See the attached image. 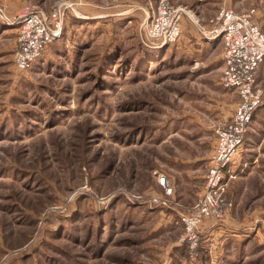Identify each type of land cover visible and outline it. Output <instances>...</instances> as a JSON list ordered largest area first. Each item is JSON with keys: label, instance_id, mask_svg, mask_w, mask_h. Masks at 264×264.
Wrapping results in <instances>:
<instances>
[{"label": "rangeland", "instance_id": "obj_1", "mask_svg": "<svg viewBox=\"0 0 264 264\" xmlns=\"http://www.w3.org/2000/svg\"><path fill=\"white\" fill-rule=\"evenodd\" d=\"M57 1L27 2L15 14L0 6L12 20L25 7L49 13ZM69 1L79 5L67 10L60 37L25 71L14 66L18 24L0 20L16 28L9 60L0 63V264L243 262V247L236 244L224 260L218 253L225 246L211 249L207 235L211 220L216 233L230 236L259 223L246 209L245 222L229 218L234 179L225 194L231 209L222 220L202 221L196 245L179 219L204 188L216 124L238 102L219 83L221 38L204 37L201 27L222 7L237 10V2L203 0L204 16L198 0H172L183 7L179 39L148 48L139 30L157 0L148 16L136 7L126 29L118 19L124 16L90 18L84 2ZM158 171L173 186L169 199L182 207L148 199L162 193Z\"/></svg>", "mask_w": 264, "mask_h": 264}, {"label": "built area", "instance_id": "obj_2", "mask_svg": "<svg viewBox=\"0 0 264 264\" xmlns=\"http://www.w3.org/2000/svg\"><path fill=\"white\" fill-rule=\"evenodd\" d=\"M76 5L79 3L60 0L49 13L25 7L12 20L0 6V20L18 24L17 44L13 52L17 70L30 69L52 41L60 37L67 10H75ZM253 13V9L237 13L231 7H222L209 19L208 27H201L204 37H220L222 40L223 70L219 83L226 90L235 92L238 102L230 118L216 124L215 143L205 174L204 188L196 202L184 208L179 216L186 239L192 245H196L198 239L195 229L204 219L222 220L231 209L232 203L225 194L229 183L236 177L233 164L248 134L253 113L263 103V90L255 84V78L264 59V28L253 20ZM182 14L183 7L174 6L172 0H157L149 21L140 27L141 42L148 48L175 43L180 35ZM156 181L162 193L148 197L151 203L182 207L169 199L173 194V186L164 172H156ZM132 197L142 198L141 195Z\"/></svg>", "mask_w": 264, "mask_h": 264}, {"label": "crops", "instance_id": "obj_3", "mask_svg": "<svg viewBox=\"0 0 264 264\" xmlns=\"http://www.w3.org/2000/svg\"><path fill=\"white\" fill-rule=\"evenodd\" d=\"M46 1L47 0H0V4L2 6L4 5L9 14H15L18 12V9H20V7L25 5L27 2L32 3L34 6L37 5L43 7V5L45 6ZM173 1L176 3L196 2H194L193 0ZM234 1L237 2L234 4L239 7L237 8V10L234 9L237 13H244L253 9V20H255V22L261 28H264V0ZM155 2L156 0H81V4L83 3V6L81 5L80 7L82 9V13L85 12L86 16H89L90 18L124 16L121 18L118 17V19L122 20L121 22L123 24V28L126 29L128 27L127 25L131 24L134 20L136 21V17H133L134 15L137 16L136 14H138L139 9L136 7H144L143 12H146L148 16L150 10L153 8L152 5H155ZM203 3V0L197 1V10L202 15L208 16L210 12H208V9L206 7H203ZM229 3L231 4V2ZM154 10L155 8H153L151 14H153ZM216 12H218V10ZM182 22V29H184V31L187 30L188 32L192 33V30L189 31L188 28L190 26V23H187L184 19L182 20ZM15 31V27H10L0 22V59H2L0 63H5V61L9 60L6 57V54L8 49L10 50L12 46L11 42L14 39L12 35ZM220 43H222V40L216 45H219ZM255 84L264 92V59L258 67ZM247 132L248 134L245 138V141L243 142L240 152L236 156L233 164V170L236 172V177L234 179L235 184L233 186V188L236 187V205L229 218L233 215L232 219L234 220L235 216L238 215L239 217L241 216L242 221L245 222L246 209L248 210L247 212H251L250 215L258 217L259 223L256 224L254 230L249 233L231 235L238 236L234 238L229 234L220 232L216 233L214 229V222L213 220H211L212 222L210 226L207 227L211 230V232L207 235L208 241L211 242V244L209 245L210 248H215L220 243L225 246L224 254L219 250L218 256L220 258L221 255L224 257V260L225 258H228V253H231L234 246L236 244H239L244 248V257L242 260L243 262L238 264H251L248 263L247 260L248 257H251L252 255L257 257L255 258V260L257 261L255 264H264V226H262L264 224V99L263 103L253 113V119ZM243 201L246 202V205L249 203L250 208L244 206ZM226 242L227 245L231 247H228L225 244ZM251 243L255 244V246L251 251H249ZM215 252L216 251H214V253Z\"/></svg>", "mask_w": 264, "mask_h": 264}]
</instances>
